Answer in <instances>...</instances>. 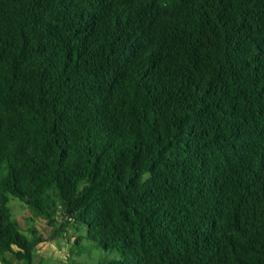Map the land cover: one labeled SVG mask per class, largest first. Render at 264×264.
<instances>
[{
	"label": "trees",
	"instance_id": "1",
	"mask_svg": "<svg viewBox=\"0 0 264 264\" xmlns=\"http://www.w3.org/2000/svg\"><path fill=\"white\" fill-rule=\"evenodd\" d=\"M48 238L264 264V0H0V264Z\"/></svg>",
	"mask_w": 264,
	"mask_h": 264
},
{
	"label": "rangeland",
	"instance_id": "2",
	"mask_svg": "<svg viewBox=\"0 0 264 264\" xmlns=\"http://www.w3.org/2000/svg\"><path fill=\"white\" fill-rule=\"evenodd\" d=\"M9 206L12 210L13 218L19 223V231L24 235L31 238L33 236L32 231H36L38 234L48 235L47 226L45 227L44 220H41L35 217L34 212L21 200L16 197H10ZM34 218L32 221L30 218ZM69 237L76 236V232L70 231ZM47 241V242H46ZM59 241H65L59 238H48L46 239L44 247H39L37 245L34 249L37 252H40L44 255H48L55 263L60 264H87V263H98L102 259H119L120 254L117 251H105L99 247H93L89 243H83L74 248L72 253H64L60 250L58 246ZM42 242V243H44ZM72 245V244H71ZM79 251L80 254L77 255L74 252ZM50 260L44 261V264H48Z\"/></svg>",
	"mask_w": 264,
	"mask_h": 264
},
{
	"label": "crops",
	"instance_id": "3",
	"mask_svg": "<svg viewBox=\"0 0 264 264\" xmlns=\"http://www.w3.org/2000/svg\"><path fill=\"white\" fill-rule=\"evenodd\" d=\"M51 239H54V238H51ZM47 242V241H46ZM58 243V246L60 247V250L64 253H72V245L71 243L67 242V241H59L57 242ZM45 245V242L44 243H41L39 245V247H44ZM46 260H50V262H48V264H60V263H55L53 261V259H51L50 257H48V255H44V253L42 254L41 251L40 252H37L36 253V250L34 252V255H33V263L32 264H44V261Z\"/></svg>",
	"mask_w": 264,
	"mask_h": 264
}]
</instances>
